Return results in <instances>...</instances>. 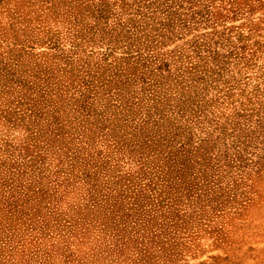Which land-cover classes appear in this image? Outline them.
I'll list each match as a JSON object with an SVG mask.
<instances>
[{
  "label": "rangeland",
  "instance_id": "374dc122",
  "mask_svg": "<svg viewBox=\"0 0 264 264\" xmlns=\"http://www.w3.org/2000/svg\"><path fill=\"white\" fill-rule=\"evenodd\" d=\"M28 1L1 22L0 264H264V0Z\"/></svg>",
  "mask_w": 264,
  "mask_h": 264
},
{
  "label": "trees",
  "instance_id": "16d2710c",
  "mask_svg": "<svg viewBox=\"0 0 264 264\" xmlns=\"http://www.w3.org/2000/svg\"><path fill=\"white\" fill-rule=\"evenodd\" d=\"M7 2L9 1V4L10 6L7 7L5 10H3V8H1V5L4 4V2ZM22 1L23 0H0V14H5V18L6 19H18L20 20L21 23L25 22V16L22 15V9H21V6L23 5L22 4ZM167 1V0H165ZM36 2L35 0L34 1H28V7L32 4ZM154 3H150L149 4V8L153 5ZM164 18L165 19H168V22L171 20V17L170 15H168L167 13H162ZM27 16V14H26ZM153 19V18H152ZM36 20V19H35ZM4 24H7V20L5 22H2ZM1 24V22H0ZM161 28H164V25L161 26ZM10 43H13L12 41ZM60 113V110L59 109H54L53 107H49L47 109H45L44 111H40V112H37V110L35 111L34 115H33V121L32 123L35 124V125H40V126H43V128H45L46 130L50 129V130H55L57 132H63L62 129L65 128V123H63L64 120H68V118L66 116H63V115H59ZM63 116V117H61ZM9 118H13L12 115L9 116ZM116 198H119L121 199L120 203L121 204H118V203H115L116 205V208L118 209H114L116 211H119L122 209V206H123V200L124 199H127V197H131L129 196V194H126L124 193L123 190L125 189H121L123 187H121L117 182H116ZM116 198H115V201H116ZM123 215L125 216L124 212H123ZM88 218H90L88 216ZM85 224V223H83ZM131 262V261H130Z\"/></svg>",
  "mask_w": 264,
  "mask_h": 264
},
{
  "label": "crops",
  "instance_id": "0c3cea01",
  "mask_svg": "<svg viewBox=\"0 0 264 264\" xmlns=\"http://www.w3.org/2000/svg\"><path fill=\"white\" fill-rule=\"evenodd\" d=\"M25 3V0H23L22 1V4H24ZM10 6V4H9V1H7V2H4V4H3V7H1V8H3V10H5L7 7H9ZM7 20V24H5L6 26H7V28H10V27H12L14 24H13V19L11 18V19H6L5 18V14L3 13V14H0V22H5ZM14 21H16L17 23H21L20 22V20H18V19H14ZM4 24V23H3ZM22 24V23H21ZM22 27H23V25H22ZM6 28V29H7ZM3 26H2V23L0 24V35H2L3 33H5V30H6ZM3 32V33H2ZM2 37V36H1ZM13 40L14 39H11L10 41H8L9 43L12 41L13 42ZM20 43V42H19ZM11 44H15V42H13V43H11Z\"/></svg>",
  "mask_w": 264,
  "mask_h": 264
}]
</instances>
